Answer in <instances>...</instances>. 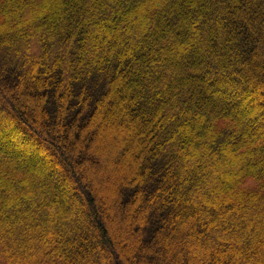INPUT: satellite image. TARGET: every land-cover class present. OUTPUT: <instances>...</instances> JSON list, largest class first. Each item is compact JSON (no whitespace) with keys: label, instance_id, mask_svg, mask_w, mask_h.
<instances>
[{"label":"trees","instance_id":"trees-1","mask_svg":"<svg viewBox=\"0 0 264 264\" xmlns=\"http://www.w3.org/2000/svg\"><path fill=\"white\" fill-rule=\"evenodd\" d=\"M0 264H264V0H0Z\"/></svg>","mask_w":264,"mask_h":264},{"label":"rangeland","instance_id":"rangeland-1","mask_svg":"<svg viewBox=\"0 0 264 264\" xmlns=\"http://www.w3.org/2000/svg\"><path fill=\"white\" fill-rule=\"evenodd\" d=\"M21 140L22 139H19V140H17V141H15V149H23V151H25V152H27V153H30V154H36L37 155V153H41L40 152V150H38V147L36 146V144H34L35 145V149H31L30 147V145L31 144H29V138H26V139H24V141H25V143H26V147L24 148V147H20L23 143L21 142ZM31 142V141H30ZM37 149V150H36ZM28 150V151H27ZM52 168H54L53 166H52ZM54 170H55V168H54Z\"/></svg>","mask_w":264,"mask_h":264}]
</instances>
